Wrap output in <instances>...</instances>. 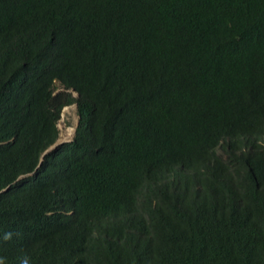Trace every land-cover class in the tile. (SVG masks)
<instances>
[{
	"label": "trees",
	"instance_id": "obj_1",
	"mask_svg": "<svg viewBox=\"0 0 264 264\" xmlns=\"http://www.w3.org/2000/svg\"><path fill=\"white\" fill-rule=\"evenodd\" d=\"M55 78L80 122L39 166ZM25 262L264 264V0H0V264Z\"/></svg>",
	"mask_w": 264,
	"mask_h": 264
},
{
	"label": "clouds",
	"instance_id": "obj_2",
	"mask_svg": "<svg viewBox=\"0 0 264 264\" xmlns=\"http://www.w3.org/2000/svg\"><path fill=\"white\" fill-rule=\"evenodd\" d=\"M57 82H59L61 85H62V88L61 89H58L57 91H55V89L57 88ZM54 94H57L58 92L60 91H66L69 93V95L73 98L74 97V101L73 102H70L69 104L65 105L61 111V115H60V118L57 120V125H58V128L60 130V133H59V136L58 138L53 142L51 143L45 150L44 152L41 154V159H40V163H39V166L42 164L44 158L51 154L54 150H56L57 148L59 147H64L66 146L67 144H70L73 139H74V136L76 134V130H77V127H78V124L80 122V115L78 113V109H79V100H82V96H81V93L80 91L74 86V85H70L69 87H66V85L59 79V78H55L54 79ZM75 104L76 107H77V115H78V121H77V124L75 125V127L73 126V128L71 129V132H72V137L71 138H68V139H64V140H60L59 137H60V134H61V127L59 125V122L61 120V117H62V113L63 111L65 110V108L71 106ZM46 153V154H45ZM45 154V155H44ZM32 173H29V174H26V175H21L19 177V179L27 176V175H31ZM10 186H8L7 188H9ZM25 264H27V262H25Z\"/></svg>",
	"mask_w": 264,
	"mask_h": 264
},
{
	"label": "rangeland",
	"instance_id": "obj_3",
	"mask_svg": "<svg viewBox=\"0 0 264 264\" xmlns=\"http://www.w3.org/2000/svg\"><path fill=\"white\" fill-rule=\"evenodd\" d=\"M61 88L62 85L59 82H57V88L55 89V91ZM78 118L79 117L77 115V107L75 104L65 108V110L62 113L61 120L59 122V125L61 127V134L59 137L60 140H64L72 137L71 129L73 128V126L75 127V125L77 124Z\"/></svg>",
	"mask_w": 264,
	"mask_h": 264
},
{
	"label": "water",
	"instance_id": "obj_4",
	"mask_svg": "<svg viewBox=\"0 0 264 264\" xmlns=\"http://www.w3.org/2000/svg\"><path fill=\"white\" fill-rule=\"evenodd\" d=\"M45 154H46V153H45ZM45 154H44V155H45Z\"/></svg>",
	"mask_w": 264,
	"mask_h": 264
}]
</instances>
